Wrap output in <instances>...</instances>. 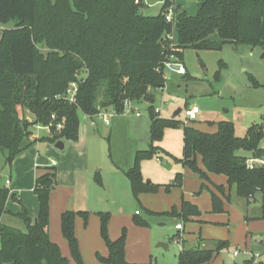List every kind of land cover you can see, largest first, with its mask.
Returning <instances> with one entry per match:
<instances>
[{
    "label": "trees",
    "instance_id": "obj_1",
    "mask_svg": "<svg viewBox=\"0 0 264 264\" xmlns=\"http://www.w3.org/2000/svg\"><path fill=\"white\" fill-rule=\"evenodd\" d=\"M166 1L154 16L142 11V0H0V26L17 20L0 40V153H7L9 164L35 142L77 141L80 113L93 117L111 108L120 114L127 101L146 102L151 105V145L137 153L134 167L126 175L136 196L150 190L142 183L141 165L163 151L155 143L162 140L165 129L177 125L176 117L160 118L153 107L156 91L165 87L169 58L175 55L183 61L186 48L219 51L230 44L261 47L264 60V0H198L196 15L177 6L175 27L166 21L165 9L171 4ZM173 33L179 51L173 49L169 37ZM40 47L48 52H41ZM74 82L78 93L76 102L70 103L64 97ZM26 111L35 118L26 117ZM37 124L48 127L51 135L32 140V127ZM59 125L63 128L58 129ZM263 138L264 128L257 124L244 137L237 136L235 125L228 121H221L214 134L186 126L179 162L201 180L209 179L210 174L225 176L230 189L254 202L257 194L264 198V166L251 168L248 160H264ZM56 177V170L49 168L36 178L39 211L34 220L24 206L15 214L6 210L11 191L0 182V264H69L49 234ZM181 180L178 174V185ZM217 188L224 193L221 186ZM212 207L214 213L224 210L217 193L212 194ZM6 214L24 228L2 223ZM77 215L85 222L89 217L87 212L66 211L61 226L73 257L81 262L75 234ZM100 215L108 249L101 261L142 264L127 261L125 232L111 239L110 215ZM167 215H178L186 222L200 218L202 212L196 204L183 200L180 209L174 206ZM227 247V242L220 241L216 249H183L178 264H210Z\"/></svg>",
    "mask_w": 264,
    "mask_h": 264
},
{
    "label": "rangeland",
    "instance_id": "obj_2",
    "mask_svg": "<svg viewBox=\"0 0 264 264\" xmlns=\"http://www.w3.org/2000/svg\"><path fill=\"white\" fill-rule=\"evenodd\" d=\"M142 1V11L147 15L155 16L161 12L163 0ZM179 2L189 14H197L198 0ZM16 24L14 19L3 27L12 29ZM40 50L48 52L44 47ZM262 54L261 47L247 45L228 44L219 51L186 48L181 62L187 75L177 74L172 68L166 69L165 87L156 91L153 103L155 109L161 110L160 118L170 120L177 110L184 111L192 105L200 108V114L196 121H189L182 112L176 116L177 125L165 129L162 140L155 143L163 151L144 161L140 170L142 183L150 190L136 196L126 175L133 169L137 153L148 150L151 145V105L133 102V109L128 107L120 114L111 108L103 109L112 115L109 125L103 124L101 119L93 124L89 116L80 113L79 139L66 141L65 153L57 151L55 144L48 141L33 143L11 164L7 162L6 152L0 153V182L7 178L12 181V186L8 187L11 196L6 209L18 213L24 206L34 219L39 209L34 192L35 172L38 177L45 167H55L57 172L55 189L58 193L50 202V211L52 206L60 207L68 192L65 185L73 183L77 171L89 169L88 176L78 174L82 187L79 198L81 204L86 200L87 206H81L82 211L74 210L89 214L86 222L81 215L75 220L81 262L73 257L61 224L59 226L58 234L65 244L61 251L69 264H106L100 259L108 256L101 233L100 213L110 215L108 235L111 239H118L125 232L126 256L138 263L178 264L183 246L192 245V239L199 237L205 245L199 241L191 249H216L220 241L228 244L210 264H247L253 256L258 258L253 264H264L263 196L257 194L255 201L249 202L239 197L234 188L230 189L225 176L211 174L209 179L201 180L179 162L183 159L186 126L214 134L221 121H228L235 125L239 137H244L255 124L264 128ZM137 112L141 117L136 116ZM25 114L30 120L35 118L29 111ZM138 120L139 128L136 127ZM36 126L40 129L32 127L31 138L36 136L32 140L51 135L48 127ZM261 146L264 148V138ZM52 160L56 165H52ZM166 165L171 168L167 169ZM178 174L182 176L181 185L176 182ZM219 186L224 193L218 190ZM213 193L224 201L222 213L213 212ZM183 200L196 204L202 212L201 217L185 222L178 215H167L174 206L180 209ZM140 222L147 224L141 225ZM178 223H183L185 230L178 231ZM51 227L55 228L54 220ZM160 243L168 247H158ZM235 252H238L237 256Z\"/></svg>",
    "mask_w": 264,
    "mask_h": 264
},
{
    "label": "crops",
    "instance_id": "obj_3",
    "mask_svg": "<svg viewBox=\"0 0 264 264\" xmlns=\"http://www.w3.org/2000/svg\"><path fill=\"white\" fill-rule=\"evenodd\" d=\"M176 1V5L177 6H181V8L185 10V7H183V5L180 4L179 0H175ZM147 8V7H146ZM187 12V11H186ZM191 15V14H190ZM4 27L3 26H0V40L2 38V35H3V32H4ZM36 136L32 137V138H35ZM31 138V139H32ZM66 142V141H65ZM66 150H67V144H66ZM61 153V152H60ZM65 153V152H64ZM55 162V160H52V162ZM56 163V162H55ZM50 165V164H49ZM53 165V163H52ZM38 167V166H37ZM39 168V167H38ZM50 167H45V169H49ZM55 168V167H54ZM89 169H86V170H80V171H77L76 173V178L75 180L73 181V183H68L65 185L66 189H67V195L66 197H64V201L62 202L61 206L60 207H57V208H53V206L51 207V211H50V226H49V234H50V238L53 242H55L56 244L59 245L60 249L62 250V248L64 247V240L62 239V237L60 236V234H58V231H59V226L61 224V217H62V214L65 213L66 211H82L83 208H80L81 206H87L86 203L87 201L85 200L83 202V204H81V199L79 198V195L81 194V188H80V177L78 176L79 175H85V176H88L89 175ZM211 176V174L209 175V177ZM35 178H37V175H36V172H35ZM3 179V178H2ZM227 179V178H226ZM6 180H10V178H7V179H3L2 180V183L5 185V182ZM12 186V181H11V184ZM56 187V186H55ZM17 190V189H16ZM57 190L54 188V190L52 191V194H51V201L56 197L57 195ZM15 194V193H13ZM80 199V200H79ZM17 200H19V198H17ZM88 200V199H87ZM38 201V199H37ZM21 202V200H20ZM39 205V203H38ZM22 207L20 208V211H21ZM9 213H13L15 214L14 212L10 211L9 209H6ZM18 211V212H20ZM39 211V209H38ZM38 215V214H37ZM37 215L34 217V219L37 217ZM33 219V218H32ZM33 219V220H34ZM52 220H54V224H55V228L52 229L51 227V223H52ZM181 220V218H180ZM2 222L4 224H8V225H12V226H17L19 228H24L23 224L21 222L19 223H16V219L13 218L10 214H6L3 219H2ZM179 224V223H178ZM177 224V225H178ZM177 225H176V229H177ZM178 230V229H177ZM184 230H185V225H184ZM180 231V230H178ZM186 235L184 237V242H186ZM202 240V242L204 243V240L202 238H197L196 240L193 238L192 241V245H185L183 246V248L181 249V251L183 249H191L192 247H194L195 245H197L196 243L199 244V241ZM205 245V243H204ZM62 252V251H61ZM63 254V252H62ZM127 255V253H126ZM126 259L127 261L131 262V263H138L137 261H135L134 259H130L126 256Z\"/></svg>",
    "mask_w": 264,
    "mask_h": 264
},
{
    "label": "built area",
    "instance_id": "obj_4",
    "mask_svg": "<svg viewBox=\"0 0 264 264\" xmlns=\"http://www.w3.org/2000/svg\"><path fill=\"white\" fill-rule=\"evenodd\" d=\"M169 1L171 2V4L165 9L166 10L165 11L166 21L169 24H171V25H173L175 27L177 5H176V1L175 0H169ZM166 4H167V1L163 0L162 1V6H166ZM169 37L173 41V45L172 46H173L174 51H179L174 33L169 35ZM166 67L167 68H172L173 70H175L177 72V74H180V75H185L186 74V70L184 68L183 63L175 55H172L169 58V61L166 63ZM77 93H78V83L74 82V83H72L70 85V87L67 90L64 98L67 101H69L70 103H74V102H76ZM128 107L133 109V103L131 101H127V102L124 103V110L126 108H128ZM107 112L108 111L101 110L97 115H95L93 117H90L91 120L93 121V124H95L98 119H101L103 124L109 125L110 124V118L112 117V115L107 114ZM155 112H156V114L159 115L161 110L155 109ZM182 112L185 114L187 120L196 121L198 119V115L200 114V108L198 106H196V105H192V106L186 108ZM114 113H116V112L114 111ZM136 116L137 117H141V114L139 112H137ZM34 128L37 129V130L40 129V127H38L36 125L34 126ZM62 128H63V125H59L58 129H62ZM52 163H53V165H56V163L54 161ZM256 163H260V164H256ZM248 165L251 168H253L255 166H264V160H253V159H251V160L248 161ZM10 184H11V181L10 180H6L5 187L8 188L10 186ZM177 229L180 230V231L184 230L183 223H179L177 225ZM234 255L237 256L238 252H235ZM253 259L256 262L258 261V258L255 257V256H253Z\"/></svg>",
    "mask_w": 264,
    "mask_h": 264
},
{
    "label": "water",
    "instance_id": "obj_5",
    "mask_svg": "<svg viewBox=\"0 0 264 264\" xmlns=\"http://www.w3.org/2000/svg\"><path fill=\"white\" fill-rule=\"evenodd\" d=\"M163 88H164V87H163ZM181 113H182V109L177 110V111L174 113L173 118L176 117V116H178V115H180ZM139 126H140V121L138 120V121L136 122V127L139 128ZM55 148H56L57 151H59V152H61V153L66 152V142L63 141V140L58 141V142L55 144ZM165 167H166L167 169H170V168H171L170 165H166ZM158 247L166 248V247H168V246H167L166 244L160 243V244L158 245Z\"/></svg>",
    "mask_w": 264,
    "mask_h": 264
}]
</instances>
